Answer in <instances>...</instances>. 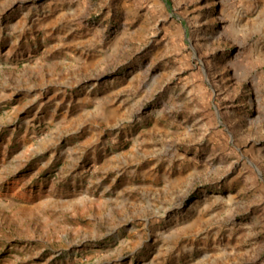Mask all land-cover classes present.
<instances>
[{"label": "rangeland", "instance_id": "1", "mask_svg": "<svg viewBox=\"0 0 264 264\" xmlns=\"http://www.w3.org/2000/svg\"><path fill=\"white\" fill-rule=\"evenodd\" d=\"M0 264H264V0H0Z\"/></svg>", "mask_w": 264, "mask_h": 264}]
</instances>
